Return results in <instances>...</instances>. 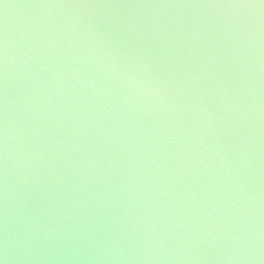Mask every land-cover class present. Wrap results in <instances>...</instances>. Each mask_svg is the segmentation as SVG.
<instances>
[{"label":"water","instance_id":"water-1","mask_svg":"<svg viewBox=\"0 0 264 264\" xmlns=\"http://www.w3.org/2000/svg\"><path fill=\"white\" fill-rule=\"evenodd\" d=\"M0 0V264H264V18L202 0Z\"/></svg>","mask_w":264,"mask_h":264},{"label":"snow or ice","instance_id":"snow-or-ice-1","mask_svg":"<svg viewBox=\"0 0 264 264\" xmlns=\"http://www.w3.org/2000/svg\"><path fill=\"white\" fill-rule=\"evenodd\" d=\"M24 7H85L75 0H37L36 3L23 5ZM138 7H171V8H239L258 9L264 18V0H202L201 3H165L163 5H136ZM7 45L6 39H0V101L6 104L7 95ZM6 112L0 107V188L6 189V167L3 154L6 148L3 143V126L6 124Z\"/></svg>","mask_w":264,"mask_h":264}]
</instances>
